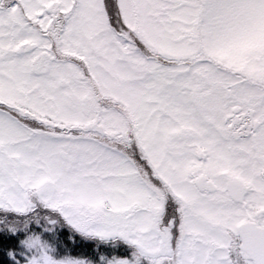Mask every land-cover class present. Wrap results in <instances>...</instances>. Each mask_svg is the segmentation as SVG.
Wrapping results in <instances>:
<instances>
[{
    "label": "snow or ice",
    "instance_id": "6c2138e0",
    "mask_svg": "<svg viewBox=\"0 0 264 264\" xmlns=\"http://www.w3.org/2000/svg\"><path fill=\"white\" fill-rule=\"evenodd\" d=\"M0 264H264V0H0Z\"/></svg>",
    "mask_w": 264,
    "mask_h": 264
}]
</instances>
